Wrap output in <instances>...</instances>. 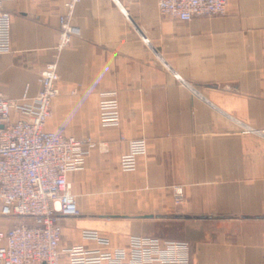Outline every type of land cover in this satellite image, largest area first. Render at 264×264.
I'll list each match as a JSON object with an SVG mask.
<instances>
[{
	"label": "crops",
	"instance_id": "crops-1",
	"mask_svg": "<svg viewBox=\"0 0 264 264\" xmlns=\"http://www.w3.org/2000/svg\"><path fill=\"white\" fill-rule=\"evenodd\" d=\"M0 1L11 16L0 92L20 101L28 86L34 97L56 63L47 129L107 144L67 175L80 215L59 219L60 247L92 246L81 232L94 230L116 248L135 235L185 241L190 264H264V0H228L224 15L185 23L159 16L156 0H82L80 36L61 51L64 0ZM109 91L117 129L99 126ZM137 139L147 153L124 173L120 156ZM16 222L0 216V231Z\"/></svg>",
	"mask_w": 264,
	"mask_h": 264
},
{
	"label": "built area",
	"instance_id": "built-area-1",
	"mask_svg": "<svg viewBox=\"0 0 264 264\" xmlns=\"http://www.w3.org/2000/svg\"><path fill=\"white\" fill-rule=\"evenodd\" d=\"M82 0H64L66 15L60 20L56 49L61 51L80 29L72 24L73 11ZM228 0H156L159 16L189 22L203 16H221ZM11 52V16L0 1V54ZM56 63L40 72V89L28 98L25 86L20 101L0 92V216L17 222L0 231V264H190V247L185 241L130 236L124 247L116 248L107 237L83 230L87 244L60 247V218H77L80 212L71 193L67 175L85 169L87 158L105 152L107 144L91 138L64 136L47 129L51 106L59 97ZM77 90H72L75 95ZM99 126L117 129L120 113L117 93H99ZM19 118L14 120L12 115ZM120 141H125L120 137ZM127 153L119 168L134 172L137 159L147 153L144 139L128 140ZM175 205L183 202V189L173 186Z\"/></svg>",
	"mask_w": 264,
	"mask_h": 264
}]
</instances>
